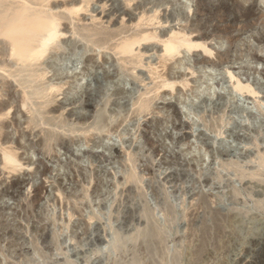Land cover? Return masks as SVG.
Returning a JSON list of instances; mask_svg holds the SVG:
<instances>
[{
	"label": "bare ground",
	"instance_id": "6f19581e",
	"mask_svg": "<svg viewBox=\"0 0 264 264\" xmlns=\"http://www.w3.org/2000/svg\"><path fill=\"white\" fill-rule=\"evenodd\" d=\"M93 1L94 0H0V152H1L0 165L3 168V170L4 169L5 170H9V169L15 170V168L19 167L17 165H19L20 163H18L19 160L17 161L15 151L22 150L23 154L21 155L27 156V159H28L27 162L31 163L32 165L37 163L38 169L41 170L40 174L46 175V173H48L47 172L48 168L40 160H37L34 162L33 157L42 155V153H46V152L48 153L51 150V148L54 149L55 147L57 148L59 147L62 150H64L65 155L69 156V158L71 157L73 160H70V161L67 160L64 162L59 161V159L56 160V166H55L56 171L59 174H62V178L65 180L69 177L67 176V174H69L70 170H72L73 167L74 168L76 167L80 174L79 177L82 178V181L84 183L90 177V173L89 171L86 170V168L82 167L80 164L86 163V160L90 156V152L83 151V141L80 140L81 139L80 137L77 139L73 138L74 139L73 140L72 138H67L70 136H67L66 134L70 133L73 135V133L75 132L77 133L79 131L81 132V135L83 136L93 131V133L94 132L95 133L93 136L94 138L92 140V148L103 150L106 153L111 152L115 149V145L109 143V140L111 139L109 136L114 134L116 129L120 127L121 120H124L125 118V117L123 118L124 116L123 112L125 110H128L130 107L135 106L134 108H132V113L134 112L133 113L134 115L139 114L141 116L142 113H147L148 111L151 110L150 100L152 101V97L151 99H149L148 97L150 96L147 97V95L153 92L154 90L155 92H158V89L160 88H166V87L169 88L173 84V82H176L174 80L175 74H172V72H170L168 73V77L162 76L163 80L161 81V83L159 82V85L158 84L157 86L153 85L154 88L153 86L152 88L150 87H148V89L145 88L144 89L145 91L143 93L139 92L140 94L139 97H135V89L133 88V86L131 89H128L126 87L127 85L131 84V80H132V79L130 80L131 77L129 76V72L131 71H129L130 69L127 66L129 67L131 66L132 70H136L135 68H137L138 66L139 67L144 66L143 60H142V57L144 54L143 52L139 50L140 47L142 45H146V43H149L151 41H157L159 45L161 44V48H162L161 52L163 53H161L160 57H161V62L164 63L168 60V58L174 59L176 55H179L181 54V52H184V51L198 52V51L203 50L202 52L204 55V51L205 53H207L206 44L208 42L206 43V40H208V37H212L213 39L217 38L216 40L217 44L222 46L223 45L222 43L224 42H222L220 37L224 36V39L228 37V36H225L226 34H229V33H226L227 29L231 27L233 28V26L235 29L238 28V27H235L238 25L234 24L232 21L228 23L226 22V24H222V25H220L221 23L219 22V25L216 26L215 24L216 27L215 26L214 27L216 29L214 32H212L213 30L211 32L209 31L210 33L204 32L206 31L205 30L206 27L208 29V26H205L206 24L202 23L201 18L205 15L206 10H207L205 6L206 0H185L183 3H181L180 10H183V9L191 10L190 8L193 7V4L195 5L194 6L195 8L193 10L194 18H192V20H190L189 23H187L185 27L175 30V31L172 30L169 33V35H167L166 32L158 34L155 31L150 32V31H147L146 29L142 30L143 27L141 30L138 29L142 25L151 26L153 25L155 21H156L155 25L158 24V26L163 25V23L161 22L169 21L168 18H165L164 21L162 19L161 20L159 19L160 18L159 9L161 8L162 5L165 4L166 0H148L149 2H142L139 4L136 3V6H135V3L133 5V2H135V0H122V2L118 0H102V1L99 0V3L100 1L103 2V6L100 10L101 12H98L97 9H94L93 7L90 8V6L92 5L91 2ZM257 2L259 3V5L261 3H264V1L262 0H257ZM116 3L118 4V6L114 7ZM148 4L152 5L151 9H153L152 10L153 13L151 14L150 12H148V9L146 8ZM132 5L135 6L134 11L135 12L138 11V14L136 13L138 19H136V16L133 13L135 16L134 18L132 16V13L129 11V8H134ZM82 13L83 14L89 13L88 15H90L89 17L91 18L90 19L91 22L89 21L90 22L89 24L88 23L83 24V22L81 23ZM221 14L218 17V20H221V17H222ZM181 15L184 17V13L181 12ZM226 15H231V14H228L227 12ZM117 16L122 17L120 18L121 20L125 19V17L128 16V20H129L128 23H130V25L126 24L128 26H125L124 24L123 26L124 22H122L121 24L122 26L118 27V22H117L118 19L116 18ZM174 16H177V14H174ZM209 16L211 15L209 14ZM214 16L216 17L215 14ZM173 18L178 20L176 17H173ZM227 19H228V16H227ZM215 20H217V18ZM211 21L213 20L211 19ZM62 22H65V23L68 22V23L66 25H64L65 23H63L64 26H62V29H61L60 27L62 25ZM221 22H225V21L221 20ZM236 23L239 24L240 22L238 21ZM245 24L246 22L244 23V25ZM248 24L249 23L247 22L246 27L248 26ZM240 28L241 27L239 26V29ZM133 29H135L134 32L132 31ZM239 31H242V29ZM195 32L196 34L198 32V36H196L195 40H192L191 35ZM67 34H69L70 36L66 38ZM227 40L228 41L225 40L226 41L225 44L227 42L229 45H231L232 42L234 43V41H231L233 39L229 41V39L227 38ZM243 45L244 44H242L241 47H243ZM92 48H96L97 50H102V51L103 50L110 51L113 54V56L116 57L115 58L116 63L114 62V60H112L113 59L112 57L104 54L101 57V61L103 64L101 65L98 64L97 59L89 55V52H91ZM228 48H231V47H228ZM135 50H139V51L136 54H134ZM250 50L251 48L248 46L246 49V52ZM242 59H245V60L252 59L258 62L264 61V59H261L257 57L256 55L255 56L254 55L253 56L244 55V58H243L241 55L237 54L235 60L243 61ZM216 61L218 62V64L216 62H212L206 59V57L205 58L199 57V59L197 58V59L192 60L187 55H184L182 59L176 60L174 63L178 64V67L181 69L185 67H189V68L192 67L196 69L198 72L205 73L206 72L205 69L207 68V66L210 67V69H207V70L211 71L219 65H222L224 63H229V62L231 63L232 58L230 57V55H228V49H226L224 53H218ZM175 68L176 66L173 65L169 69H171L170 71H172ZM98 70L101 71V76L94 75V72ZM216 70L215 72L221 71L220 69L217 71ZM227 72L232 78L231 73L229 71ZM148 73L152 75L151 69ZM220 75L222 76V71L219 72V75H216V73L210 74L208 78L205 80V86L197 87L194 90V93L192 94L193 98H185L184 100L177 99V104L180 106V109L183 111L182 113L184 115L189 116L190 114H193L195 115L196 118L200 117V119H202L201 114L203 112L200 114V112L197 110V104L199 103L202 104L206 102V100H209V99L211 100L215 96H217V98L218 97L220 98L221 95L218 96L219 94H217V88L223 87L222 85L219 84L220 80L218 79V76ZM134 76H135L134 78L137 77L136 75ZM159 77H160V74H159ZM151 80H152V76H151ZM170 80H173V81L171 82ZM156 82L158 81L156 80ZM142 83H143V80H142ZM15 88H19L20 92L15 90ZM63 88H66V89L64 90ZM239 90H242V88H239ZM61 92L62 94H59ZM57 95H63V101L59 104L55 102V97H57ZM226 95H228L230 97L229 99H232V101H236V103H240V105L237 107L238 112L240 114L246 111L244 104L241 103V100H239V98L234 95V92L229 90ZM154 97H157V96H154ZM222 98H220V100ZM120 99L123 100L122 103L118 101ZM65 104L72 105L75 107L74 111L76 112V115H77L76 120H78L77 124H79L80 127L74 126L73 123L72 122L70 123L69 122L70 120L67 119L66 117L64 116H63L64 118L60 117L62 116L60 112L65 107ZM246 104L248 105L249 103H246ZM22 108L27 111L28 116L22 115V112H21ZM252 108L254 112L249 111L248 112L249 113L248 115H250L249 117H251V119L252 118L256 119L257 117L259 120H261L260 117H263L264 115L263 107L260 105L258 106L252 105ZM221 111H222L221 108L217 110L216 118L210 117V119L212 118L213 120L210 121L209 119V122H207L208 120H206V118L205 120H203L204 118L201 120V121H204L202 122V124L205 123L204 126L206 127V131L209 130L210 133L219 132V129H218V127H220L219 123L223 122V115L220 114ZM11 112L13 113V116H12V119L10 118L11 122L9 123V122H6V118H8ZM86 112L88 114H84ZM58 113L60 116L55 117L54 115L55 114L58 115ZM47 115H51V116H47ZM189 119L192 120V123L196 122V121H193L194 117H190ZM22 120L24 121L23 125L26 124L27 129H30V130H33L40 126H47L48 128L41 129V132H40L41 137L39 138L38 142L35 143L33 140L31 141L28 139V135L26 133H24L23 131H20ZM88 121L90 122L88 123ZM86 122L88 123L87 125H86ZM165 122L167 123V121L165 120L163 121L158 120L154 122V126L155 128H159L162 125H164ZM194 125L196 126V124ZM12 126L15 127L13 129H15V131L18 134L16 138H14L13 132L8 131L9 128H11ZM261 126L262 124L256 125L253 127L252 130H254V132L257 133L259 131V128H261ZM133 128H134L133 125L127 124L125 127L122 128L120 134L122 136L131 135ZM58 130L63 131L65 136L64 137L61 136L59 133L61 131L58 132ZM254 132H252V134ZM103 134H106L107 136H104ZM219 134H217V136ZM252 134L250 136H246V135L240 136L238 134L234 135L233 131H230L227 134L230 140L224 141L222 150L220 149L210 150L209 148L210 144L213 142L212 136L211 135L205 136L204 134H201L200 136H203L202 138H200L202 139V141L199 140L201 142H198L196 140L195 142L185 145V144H180L181 142L178 141V144H179L178 150L181 154H183L184 157H186V155L187 156L189 155L191 157L189 163H190V166H192L195 169V171L196 169L200 171L199 169H201L203 165H206V168L203 167L205 169H203L202 171L205 170V173H208V175L213 180L220 179L219 177H220L221 172H219V170H216L217 168L213 170L211 167H208L207 164L211 163V161H216L215 159H218V158L221 162L220 166L222 168L224 169L226 168L225 170L227 169L231 170V173L238 176L239 179L242 180L251 171L250 170L251 168L250 169L248 168L250 171H248V173L246 174V172L244 171V168L237 163V160L236 161L233 160L234 157L237 156V153H238L236 152L237 151L236 142L237 143L244 142L245 144H253V142L256 141L257 143L256 138H258V136L254 137V135ZM148 141H151V139ZM256 146L258 145L256 144ZM14 149L16 150L14 151ZM259 149L260 148H258V150ZM261 150L262 152L264 151L263 149ZM248 152H247V155H248ZM131 156L132 155L130 154L128 156L129 159L127 158V160H129L132 163V169H134L133 167H135L134 166L135 164L133 163L135 161V158H134L135 154L133 157ZM171 156H169V158H171ZM258 156H259L258 158H260L259 160L260 162L258 161L259 167L262 169V171H264V159L262 156L260 155ZM247 157H249V155ZM253 157L254 156H252V158ZM106 159L108 160L109 158L107 157ZM244 165L246 164L244 163ZM130 168H127V169L124 168V170L119 168L118 170H121V171L123 170L122 174L125 177L124 180L128 182L136 183L138 179H137L136 173L134 172L135 169L130 170ZM38 169L36 170L38 171ZM48 170H51V169H48ZM252 171L249 174L251 177H253V179L255 178L256 180L258 176L260 177L262 176L261 171L260 172L259 170L257 172L256 170H254L255 172H252ZM199 173H201V171ZM199 173H196V174H199ZM262 174L264 176V173ZM102 176H105V174H103ZM100 177H101V174H100ZM263 178L262 180L264 181ZM63 179L62 181H64ZM239 179L238 181L241 182ZM97 180H99V183H96L97 184L96 188L93 190V194H92V195L95 194V197H98V195L100 194L102 195V193H104L105 191V186L103 184L102 178L101 180L100 179H97ZM255 180L253 181L255 182ZM263 181H262V184H263ZM259 182L261 185V179ZM2 184L3 183H0V187ZM18 184L19 182L17 181L16 183H13L12 185L10 184V186H7L6 188L5 187L2 189L0 188L1 189L0 190V203L1 204L4 201V198L9 196V193H10L9 190L13 189ZM78 185L72 184V186L70 185V188L68 187L70 190L69 196L73 198H79V199L80 198L84 199V197H88L89 196L87 194L88 190L86 188L85 189L87 191L85 189L83 190ZM40 187L35 188L33 192L35 193L34 198L30 203L28 202L29 203L27 204L28 206H26V208L24 207V209L23 208L21 209L24 213L23 215L21 213V216H22L23 221L24 220L29 221L31 219L29 215L36 212V217L38 221L37 223L34 221L35 224H32L31 234L32 235L33 233L36 234L38 231L43 232V233L40 232V236L42 237L43 235L44 236L43 238H45V242L47 243V246H45L46 250L41 249L39 247L38 238H35L34 236H30L31 238H29L28 240L24 239L23 235L25 232L22 235V232L20 231L22 227H20L19 225L18 227L17 224H14L16 223L14 219H12L14 223H10V221L9 222L2 221L1 217L5 213L4 211L10 209V207H2L0 208V264H8L7 257L20 258V261L16 264H31V263L39 264L40 261L44 263L46 262V264H59L58 260L56 262L52 261L53 259H51V257L54 255L52 252L62 250V246L64 244V242L62 243V240H64L65 238H62L60 236L62 234L60 235L58 234L57 229L55 230L56 220L54 222V219H55L53 218L54 215L52 214L53 215L52 217L50 211H48L47 213V211H44L42 205H41L42 207H40L41 203L39 204L38 195L40 194V191L43 190ZM82 187L84 186L82 185ZM230 189H231V192L229 191ZM230 189L228 191L230 192L231 198L230 197H227V198H230L229 199L230 201L232 200L236 203L237 202L236 198L241 194L240 192L241 188L237 189L233 185L232 188ZM254 189H255V186H254ZM248 194H251V192ZM201 196L202 197L201 198L199 197V199L201 201V205L204 206L202 208L203 209L208 208V204L206 205L207 202H206L205 197H203V195ZM11 197H13V195ZM243 198H241V201ZM164 201L163 202L165 205L163 206H165L164 208L166 210L165 212L166 217L168 216L169 220L171 218H172L171 220H175L174 216L176 215V213H175L174 208L172 207V205H170L171 203L169 204V202L166 199ZM252 203H254V201ZM18 204H19L18 201L15 202L14 204L15 207L20 206ZM92 205H93L92 202H89L86 205V208L88 209L86 213H88L90 220H92L93 218H97L96 216L99 213V212L95 213L94 205L93 206ZM229 205L231 206L232 204H229ZM242 207L240 208V207L235 206V208L233 207L231 211H227L226 213L224 212V214H222L221 212H218L217 209H216L217 211L215 209L214 211L212 210L209 211L211 212V213L208 212L209 213L208 216L210 218L209 221L211 224L206 223L207 221L206 222L203 221L201 222V225L199 224L200 225L199 229L196 227L198 230L195 227H192V228H195L196 231H191L192 234H190V237L187 240V244H184L181 248L179 247L180 250L177 248H176L177 250L175 249L172 250V248H170V246L167 245L166 232L162 230L161 225L155 219V215L153 214L152 209H150L145 204L141 208V211H140V214L145 220L144 226L138 231L136 228L135 234H132V236H130L133 238V240L131 238L132 241L130 242L132 243L134 242L133 243L134 247L130 243H128L127 245L128 238L126 240H125L126 237L122 239L123 237L120 236L122 234L119 235L117 231L112 232L114 235V239L111 238L112 239L111 241L114 242L111 248L113 253H118V254H123L124 252L127 253V251H129L127 248L130 247L129 244L131 245V247L135 249L140 248L141 251L140 250H137L135 252L132 251L133 253L132 255L130 254L131 258L129 259V262H125L122 260H113L112 264H202L208 261H211L213 264L214 263L218 264L217 262L219 261L218 259L219 254L222 250H224L228 241L232 238H235V237L237 238L238 235L241 234V232H244L246 230L244 228V231H242L243 225H245L244 223H247L245 221V217H246L245 215L247 214V212L244 209H242ZM247 209L250 210L249 208ZM251 209L260 211V214L263 215L264 214V200L255 201ZM225 210L226 209H224V211ZM6 214L7 213H5V215ZM12 216L17 217V213H14ZM255 218L257 219V216ZM40 222H43L44 224L40 225L41 224ZM25 223H29V222H25ZM250 223H253V222H250ZM81 224L82 223L78 224L77 226L72 225L70 227V238H78L77 237L78 231L82 228ZM68 225H69V222H68ZM248 227H247V230H248ZM21 230H23V228ZM83 231L84 230H82V232ZM5 234L7 235L6 237L7 242H6L5 247H3L1 246V242H3L2 240L5 238L4 237ZM242 237L243 236H241V238ZM136 242L138 243V245L136 244ZM135 244L136 246L138 247L140 246V247L139 248L135 247ZM25 246L28 247L27 252L21 250ZM133 248H129V249H133ZM58 255H61V254H58ZM9 263L12 264V262H9Z\"/></svg>",
	"mask_w": 264,
	"mask_h": 264
},
{
	"label": "rangeland",
	"instance_id": "374dc122",
	"mask_svg": "<svg viewBox=\"0 0 264 264\" xmlns=\"http://www.w3.org/2000/svg\"><path fill=\"white\" fill-rule=\"evenodd\" d=\"M101 1L99 3V0L98 1L94 0L93 2H91L92 5L90 4L91 5L90 8L93 7L94 9H97L98 12H101L100 10L103 6V2ZM118 1L122 2V0H118ZM184 1L185 0H166L165 4L162 5L161 8L159 9V16H160L159 19L160 20L162 19L164 21L165 18H168L169 21L161 22L163 23L162 26L161 25L158 26V24L155 25L156 23L155 21L153 25L151 26L142 25L138 29L141 30L143 27L142 30L146 29L147 31H150V32L155 31L158 34L166 32L167 35H169V33L172 30L175 31V30L185 27L187 23H189V21L192 20V18H194L193 10L195 8L194 7L195 5L193 4V7L190 8L191 10L189 9L180 10L181 9L180 4L183 3ZM142 2H149V1L148 0H135V2H133V5L135 3V6H136V3L139 4ZM205 4H206L205 6L207 10H206L205 15L201 19H202V23L206 24L205 26H208V29L206 27L205 29L206 31L204 32L210 33L212 30H213L212 32H214L216 29L215 27L219 25V22L221 23L220 25H222V24H226V22L228 23L232 21L234 24L238 25V26H235L238 28H236L237 29L236 30L233 26V28L232 27L229 28L231 30L227 29L228 32L226 31V33H229V34H226L225 36H228L227 38L229 39V41L233 39L231 41H234V43L232 42V44L229 45L227 42L225 44V42L228 40L227 38L224 39V36H222L220 37L222 42H224L222 43L224 45V46L222 45L223 46L222 47L219 44H217L216 42L217 38L213 39L212 37H208V40H206V43L208 42L206 44L207 53H205L204 51V55L202 52L203 50L198 51V52L184 51V52H181V54L176 55L174 59L168 58V60L164 63L161 62V57H160L161 53H163L161 52L162 50L161 44L159 45L157 41H151L149 43H146V45H142L139 50L143 52L144 54L142 57L144 66L143 67L138 66L137 68H135L136 70H132L131 66L130 67L127 66L130 69L129 71H131L129 72V76L131 77L130 80L131 79L132 80H131V84L127 85L126 87L128 89H131L133 86V88L135 89V97H139L140 96L139 92L143 93L145 91L144 90L145 88L148 89V87L152 88L153 85L155 86H157V84L159 85V82L161 83V81L163 80L162 76L168 77V73L170 72H172V74H175L174 80L176 82H173V84L169 88L168 87L160 88L158 89V92H155V90L154 91L152 90L153 92L147 95V97L150 96L148 97L149 99H151L152 97V101L150 100L151 110L148 111L147 113H142L141 116L139 114L138 115L135 114L137 115L135 116L133 114L134 112L132 113V108H134L135 106H132L128 110H125L123 112L124 114L123 118L124 117L125 118L124 120H121L120 127L118 126L119 128L116 129L115 131L116 133L114 132V134H112L113 133L112 132L111 133L112 135L109 136L111 138L109 140V143L115 145V149L111 152L106 153L103 150L92 148V140L94 138L93 136L95 133V132L93 133V131L83 136L81 135V132L79 131L77 133L76 132L73 133V135L70 133L66 134L67 136H70V137L66 136L67 138L77 139L80 137L81 138L80 140L83 141V151L90 152V156L88 157L89 160L87 159L86 163L80 164L82 167L86 168V170L89 171L90 173V177L84 183L82 181V178L79 177L80 174L76 167L75 168L73 167L72 170H70L69 174L66 173L67 176L69 177L65 180L62 178V174H59L56 171V167H55L56 160L59 159V161H63V162L67 160L68 161L73 160L71 157L69 158V156L65 155L64 150H62L59 147L58 148L55 147L56 149L51 148V150L49 151L50 153L46 152V153H42V155L33 157L34 162L37 160H40L45 164V166L48 169H51V170H48L46 168L48 172L46 173V175L40 174L41 170L38 169L37 163L32 165L31 163L27 162L28 161L27 156L21 155L23 154L22 150L14 149V151L16 150L15 155L17 157V161L19 160L18 163L21 164V165L20 164L17 165L18 163L16 164L17 166H19L18 168H15V170H10V169L3 170V168L0 165V183L4 184V185L3 184L1 185L0 187L1 189L4 187L6 188L7 186H10V184L12 185L13 183H16L17 181L19 182V184L16 187H14L16 190L14 188L9 190L10 192L9 196L5 197L6 199L4 198V201H3L4 204L0 203V206H1L0 208L10 207V209L4 211L7 214L5 215L4 213L1 217V220L7 221V222L10 221V223H14L15 221L16 223L14 224H17V226L19 225L20 227L23 228V230H21L22 229L21 228L20 231L22 232V235L25 232L23 235L24 239L28 240L29 238H31L30 236H34L35 238H38L39 247L41 249L46 250L45 246H47V243L45 242V238H43L44 236L43 235L42 237L40 236L41 231H38L36 233L38 235L34 233L33 235L31 234L32 224H35V222L37 223L38 221L36 217V212L29 215V217L31 218L29 221L24 220L25 222H29V223H25L21 216V213L22 215L24 214L21 209L22 208L24 209V207L26 208V206H28L27 204H29L34 198L35 193L33 192L35 188L41 186L40 188L43 189L40 191V194L38 195L39 204L41 203L40 207L43 206L44 211H47V213L48 211H50L51 215L52 214L54 215V217L53 215L52 217L55 218L54 222L56 220L55 230L57 229L58 234L59 235L62 234L60 236L62 238H65L64 240H62V243L64 242L62 246V250L52 252L54 254V255L52 254L53 255L52 257L50 255L51 259H53L52 261L56 262L58 260L59 264H63V263L64 264H112L113 260H122L125 262H129V259L131 258L132 253L137 250H140L139 248L140 246L139 247L136 246V244L138 245L137 242L135 244V247L139 249L133 248L134 242L133 243L130 242L133 240V238L130 236H132V234H135L136 228H137V231L143 228L145 220L140 214V211H141V208L146 204V206L152 209L153 214L155 215V219L161 225L162 230L166 232L167 245L170 246L172 250L174 249L180 250V248L184 244H187V240L190 237V234H192L191 231H196L197 228L199 229L201 222L207 221L206 223L208 224L210 223L209 221L210 218L208 215L211 212L209 211L211 210L214 211V209L215 210L217 209L218 212H221L222 214H224V212L226 213L227 211H231L233 207L235 208V206L240 207V208L243 206L242 209H244L247 212V214L245 215L246 216L245 221L247 223H244L245 225H243L242 231H244V228L246 230L244 232H241V234L238 235L237 238L235 237L228 241L227 245L228 246L230 245V246L228 247L226 245L228 248L225 246L224 250L220 252L221 256L219 254V257H218L219 261L217 263L218 264H241V263L243 264L244 262V264H264L263 262L264 261V214L262 215L260 214V211L251 209L255 201L264 200V195H263L264 194V181L262 180V178L264 177L262 173H264V171H262V169L259 167V164H258L260 162L259 161L260 158H258L259 157L258 155L262 156L264 159V151L262 152L261 150V149L264 150V115L263 117H260L261 120H259L257 117L256 119H253V118L251 119V117H249L250 115H248L249 111H253L252 105H255V106L260 105L264 109V61L258 62L252 59L251 60L242 59L243 61L235 60L237 54L241 55L243 58H244V55H247V56L256 55L257 57L264 59V3H261L259 5L257 0H253V1L251 0H206ZM117 6L118 4L116 3L114 7H117ZM135 6H133L134 8H129V11L132 13V16L134 18L136 16V19H138L137 18L138 11L137 12L134 11ZM146 8L148 9V12H150V14L153 13L152 11L153 9H151L152 8L151 4H148ZM181 12L184 13V17L181 15ZM227 12L228 14H231V15H226ZM133 13L135 14V16ZM219 13L220 14L222 13L221 20L225 22H221V20H218V17L220 16ZM86 14L87 13L81 14L82 15L81 23L83 22V24L84 23L89 24L91 22L90 20L91 18L89 17L90 15H88L89 13L87 15ZM174 14H177V16H174ZM209 14L211 16H209ZM214 14L216 15V17L214 16ZM227 16H228L229 21L227 19ZM173 17H176L178 20L174 19ZM116 18L118 19V21L116 19V21L118 22V27L122 26L121 25L122 22H124L123 26L124 24L125 26H128L126 24L130 25V23H128L129 21L128 16L125 17V19L123 20L120 19L122 17L117 16ZM210 18L213 21H211ZM216 18L217 20H215ZM236 20H238L240 23L239 24L236 23L238 22ZM245 22L246 24L244 25ZM247 22L249 23L248 24L249 27L248 26L246 27ZM63 23L65 22H62V25L60 27L61 29H62V26L66 25L68 22H66L64 25ZM239 26L241 27L240 29H239ZM241 29L242 31H239ZM134 30L135 29H133L132 31L134 32ZM68 36L70 35L67 34L66 38ZM196 36H198V32L197 34L195 32L191 35L192 40H195ZM242 44H244L243 47H241ZM248 46L251 48V50L246 52V49ZM228 47H231V48H228ZM225 48L228 49V55H230V57L232 58L231 63L230 62L224 63L222 65L215 67L211 71L207 70V69H210V67L207 66V68L205 69L206 71L205 73L198 72L196 69L192 67L191 68L185 67L181 69L178 67V64L174 63L176 60L182 59L184 55H187L192 60L197 59V58L199 59V57L200 58L206 57V59L212 62H216L218 64V62L216 61L217 54L224 53L226 50ZM139 50H135L134 54H136ZM104 54L112 57L113 58L112 60H114L115 62L116 57H114L110 51H105V50L102 51V50H97L96 48H92L91 52H89V55L96 58L98 64L100 65L103 64L101 61V57ZM173 65H175L176 68L170 71L171 69L169 68ZM216 68L217 70L220 69L222 71V76L221 75L218 76V79L220 80L219 84L222 85L223 87L217 88V94H219L218 96L221 95L223 98L220 96V98H222L220 100L219 97L217 98V96H215L211 100L209 99V100H206V102L202 104L201 103L197 104V110L200 112V114L203 112L201 114V117L202 119L204 118L203 120H205L206 118V120H208L207 122H209L210 117L216 118L217 110L221 108L223 111V112L222 111L220 112V114L223 115V122L219 123L220 124L219 126L221 127V128L218 127L219 132L210 133L209 130L206 131V127L204 126L205 123L202 124V122L204 121H201L202 119H200V117L196 118L195 115L190 114L189 116L194 117L195 119V120L193 119V121H196L195 123H192V120L189 119L190 117L182 113L183 111L180 109V106L177 104V99L184 100L185 98H193L192 94L194 93V90L197 87H204L205 80L208 78L210 74L216 73V75H219V72L221 71L215 72ZM150 69H151L152 75L148 73ZM227 71L231 73L232 78L230 77ZM155 74L158 76H156ZM159 74L161 78L159 77ZM94 75L101 76V71L98 70L94 72ZM134 75H136L137 77L134 78L135 77ZM151 76H152V80H151ZM142 80H143V83H142ZM156 80L158 82H156ZM170 81L172 82L173 80H170ZM239 88H242V90H239ZM63 89L65 90L66 88H63ZM15 90L20 92L19 88H15ZM229 90L234 92V95L237 96L239 100H241V103L244 104L246 111L242 112L241 114L238 112L237 107L240 105V103H236V101H232V99H229L230 97L226 95ZM59 94H62V92ZM154 96H157V97H154ZM62 101H63V95H57V97H55V102L57 104L61 103ZM118 101L121 103L123 102V100L121 99ZM246 103H249V104L247 105ZM74 108L75 107L72 105L65 104V107L63 108L64 111L61 110L60 112L62 116H60L59 113L58 115L55 114L54 116L55 117L64 116L67 119H69L70 120L69 122L70 123L72 122L74 126L80 127V125L77 124L78 120H76L77 115H76V112L74 111ZM21 110H22L21 111L22 115L28 116V113L26 110H24L23 108ZM12 112L10 113L8 118H6V122H9V123L11 122L10 118L12 119V116H13ZM84 114H88V113L86 112ZM47 116H51V115H47ZM212 118L210 119V121L213 120ZM158 120H161V121L165 120L167 121V123L165 122L164 125L161 126L162 128L161 127L155 128L154 122ZM23 122L24 121L22 120L20 131H23L24 133H26L28 135V139L31 141L33 140L35 143L38 142L39 138L41 137L40 135L41 129L48 128L47 126H40L33 130H30V129H27L26 124L23 125L24 124ZM89 122L90 121H88V123ZM88 123L86 122V125ZM260 123L262 124V126L261 128H259V131L261 132L259 131L257 132L260 134L259 136V134L254 132V130L252 129L256 125H261ZM127 124L133 125L134 127L133 131L131 135L122 136L120 132L122 128L125 127ZM194 124H196V126ZM13 128L15 127L12 126L11 128H9L8 131L13 132L14 133L13 136L14 138H16L18 134ZM249 130L250 131L252 130V131L250 132ZM59 131L61 130H58V132ZM230 131H233L234 135L238 134L240 136H244V135L250 136L252 132H254L252 135H254V137L258 136V138H256L257 143L256 141L253 142V144H245L244 142L243 143L236 142L237 144L236 152L238 153H237V156H235L233 160L234 161L237 160V163L244 168V171L246 172V174L250 170L251 171L253 170L252 172H255L254 170H256L257 172L259 170V172L261 171V175H262L261 177L256 176L257 177L256 180L255 178L253 179V177H251L249 174L251 172L250 171L246 177L240 180L238 176L231 173V170L227 169L228 170L227 171L225 170L226 168L225 169L222 168L220 166L221 162L218 158V159H215L216 161H211V163L207 164V166L211 167L213 170L217 168L216 170H219V172H221L220 177H219L220 179L213 180L208 175V173H205V170L202 171L203 169L206 168V165H203L201 169H199L201 173H199L200 171H198L197 169L195 171V169L192 166H190V163H189L191 157L189 155L188 156L186 155V157H184L183 154H181L178 150V145H179L178 141L181 142L180 144H185V145L195 142L196 140L198 142H201L202 139L200 138L203 137V136H200L201 134H204L205 136H210V135L212 136L213 142L210 144V147H209L210 150L212 149L222 150L224 141L230 140V138L227 136V134ZM62 132L63 131L59 133L61 136L64 137L65 134L64 132L63 133ZM216 133L217 134L220 133V134L217 136ZM103 135L107 136L106 134H103ZM150 139L151 141H148ZM256 144L258 146H256ZM151 145L154 149L151 147ZM258 148L260 149L258 150ZM260 150L262 153L260 152ZM247 152H248L249 157H247L248 156ZM255 152L258 154H256ZM130 154L132 155L131 157H133L135 154V157H134L135 161L133 163L135 164L134 165L135 167H133L135 170L132 169V163L129 160H127ZM169 156H171V158H169ZM252 156H254L255 159L254 157L252 158ZM107 157L109 158L108 160L106 159ZM0 159H1V152H0ZM240 163H242L243 165ZM244 163L246 165H244ZM119 168L123 170L124 168L126 169L130 168V170H134L139 182L137 181L136 183H134V182H128L124 180L125 177L122 174L123 170L122 171L118 170ZM248 168L249 169L251 168V169L249 170ZM258 168H260L261 170ZM36 169H38V171ZM196 173H199V174H196ZM100 174H101V177H100ZM103 174H105V176H102ZM101 178L105 186V191L104 193H102V195L100 194L98 195V197H95V194L92 195L93 190L96 188V185H97L96 183H99V180L97 179L101 180ZM62 179L64 181H62ZM238 179L241 182H239ZM252 179L255 180V182ZM260 179H261V185L259 182ZM60 181L62 182V184ZM262 181H263V184H262ZM72 184H76V185L79 184L78 186L81 187L83 190L86 188L88 191L86 189L85 190L88 192L87 194L89 196L84 197V199L86 198L85 200L83 198L82 199L80 198L82 201L79 198L70 197L69 188H70V185L72 186ZM82 185L84 187H82ZM233 185L237 189L241 188L240 189L241 194L236 198L237 199L236 203L232 200L231 201L229 200L231 198L230 188H232ZM254 186H255V189H254ZM243 188L244 189L246 188V189L244 190ZM250 192L251 194H248ZM11 193L13 197H11L12 196ZM201 195L205 197L206 202H207L206 205L208 204V208H204V209L202 208L204 206L201 205V201L199 199V197L200 198L202 197ZM227 197H230V198H227ZM14 198L16 199V201ZM241 198H243L244 200L242 199L241 201ZM165 199L169 202V204L171 203L170 205H172V207L175 210V213H176V215L174 216L175 220H171L172 218L169 220V217L167 216L168 217L167 218L165 215L166 210L164 208L165 206H163L165 205L164 204ZM14 201L15 202L18 201L19 203L18 205L20 206L15 207ZM253 201L254 203H252ZM89 202L93 203L95 213L99 212L96 216L97 218H93L92 220L89 219V215L88 213H86L88 210L86 208V205ZM97 204L99 207L97 206ZM229 204H232V205L230 206ZM247 208H249L250 210H248ZM224 209L226 210L224 211ZM14 213H17V217L12 216ZM206 215L208 216V218ZM256 216H257V219L255 218ZM12 219H14V221ZM249 221L253 223H250ZM68 222H69V225H68ZM40 223H39L40 225L44 224L43 222H40ZM80 223H82L81 229L84 230L85 232L84 231L82 232L81 229L80 230L78 229L79 230L78 235H77L78 238H70V227L72 225L77 226ZM247 225L248 226L250 225L249 226L250 228ZM192 227H195V228L197 227V228L195 229ZM247 227H248V230H247ZM115 231H117L119 235L122 234L120 235L123 237V238L121 237L122 239H124V237H126L125 240L128 238L127 245L128 243H130L133 247H131V245L129 244L130 246L129 248H133V249L127 248L129 251H127V253L124 252L123 254L113 253L111 248L114 242L111 240L114 239V235L112 232H115ZM241 236L243 237L241 238ZM4 237H3L4 239L2 240L4 243L1 242V246L3 247H5L6 245L7 235L5 234ZM232 242L234 243V245ZM27 248L28 247L25 246L21 250L27 252ZM225 249L226 250L228 249L227 250L228 253ZM58 254H61V255H58ZM7 258H8L7 259L8 264H11L9 262H12V264L13 263L16 264L20 261V258H10V257H7ZM41 262L42 261H40L39 264H41ZM43 263L44 262H42V264ZM211 263H212L211 261H208L202 264H211ZM31 264H34V263H31ZM44 264H46V262Z\"/></svg>",
	"mask_w": 264,
	"mask_h": 264
}]
</instances>
